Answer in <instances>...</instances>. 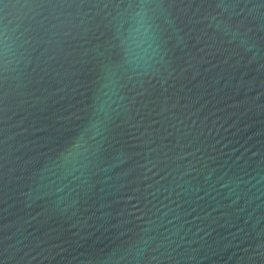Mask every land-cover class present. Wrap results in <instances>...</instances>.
Instances as JSON below:
<instances>
[{
    "label": "water",
    "instance_id": "water-1",
    "mask_svg": "<svg viewBox=\"0 0 264 264\" xmlns=\"http://www.w3.org/2000/svg\"><path fill=\"white\" fill-rule=\"evenodd\" d=\"M0 264H264V0H0Z\"/></svg>",
    "mask_w": 264,
    "mask_h": 264
}]
</instances>
